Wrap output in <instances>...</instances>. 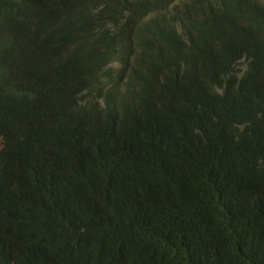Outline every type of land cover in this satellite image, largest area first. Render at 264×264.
Listing matches in <instances>:
<instances>
[{
	"label": "trees",
	"instance_id": "16d2710c",
	"mask_svg": "<svg viewBox=\"0 0 264 264\" xmlns=\"http://www.w3.org/2000/svg\"><path fill=\"white\" fill-rule=\"evenodd\" d=\"M177 1L0 0V264H264V0Z\"/></svg>",
	"mask_w": 264,
	"mask_h": 264
},
{
	"label": "bare ground",
	"instance_id": "6f19581e",
	"mask_svg": "<svg viewBox=\"0 0 264 264\" xmlns=\"http://www.w3.org/2000/svg\"><path fill=\"white\" fill-rule=\"evenodd\" d=\"M242 6V5H241ZM263 6V5H262ZM144 10V9H143ZM206 10V9H205ZM124 13V12H123ZM152 14H154V13H152ZM107 15V14H106ZM122 15V14H121ZM125 17H126V15H125ZM124 18V17H123ZM123 18H122V20H123ZM254 18V17H253ZM146 21V20H145ZM120 22V21H119ZM123 22V21H122ZM172 23H173V21H171ZM119 25V24H118ZM142 26H144V25H142ZM144 27H142V29H143ZM180 28H181V26H180ZM139 29V28H138ZM222 29V28H221ZM182 30V29H181ZM126 32V31H125ZM138 32V31H137ZM136 32V33H137ZM134 35V34H133ZM226 35V34H225ZM137 36V35H136ZM130 40V39H129ZM119 41V38H117V37H115V39H114V42H113V45H117V42ZM128 41V40H127ZM137 41V40H136ZM134 44H135V42H134ZM123 47H125V45H124V42H123ZM127 47V46H126ZM143 48H144V45H140V46H138V48H136L134 51L132 50H130V52L132 53V54H137L138 56H139V54H141V51L143 50ZM125 50H127V52H128V49L126 48ZM112 51L114 52V55L112 56V57H108L109 59L107 60V58H106V60H105V62L104 63H102V64H99V65H97L98 63H93V61L92 62H90V64H92V65H95V66H98L99 68H101L103 71H110L111 73L112 72H114L115 70H117L116 72H119V71H128V67L130 66L129 65V62H130V59L129 58H127L125 55H126V53L123 51V56L121 57L120 55L119 56H115L116 54H118V51H117V48H116V46H114V48L112 49ZM244 58V57H243ZM97 59V58H96ZM139 59V58H138ZM245 59H246V57H245ZM108 62H110V65H107V66H104V64H106V63H108ZM240 63V62H239ZM113 74H120V73H113ZM124 86V85H123ZM126 86V85H125ZM108 88V85H106V86H104V89H101V88H99L100 90H99V92H101V93H104L105 92V90ZM57 176H60V175H57ZM66 181V180H65Z\"/></svg>",
	"mask_w": 264,
	"mask_h": 264
},
{
	"label": "rangeland",
	"instance_id": "374dc122",
	"mask_svg": "<svg viewBox=\"0 0 264 264\" xmlns=\"http://www.w3.org/2000/svg\"><path fill=\"white\" fill-rule=\"evenodd\" d=\"M188 1H190V0H178V4L181 6L183 3L188 2ZM208 1H211L210 5H208V6H206L205 2L200 4V6H201L200 11L201 12H205V11H207L209 6H215L217 4V0H208ZM245 67H246V65L242 61L236 66V70H241V69H244ZM122 88H124L125 90L127 89L125 85Z\"/></svg>",
	"mask_w": 264,
	"mask_h": 264
},
{
	"label": "clouds",
	"instance_id": "9594fccd",
	"mask_svg": "<svg viewBox=\"0 0 264 264\" xmlns=\"http://www.w3.org/2000/svg\"><path fill=\"white\" fill-rule=\"evenodd\" d=\"M177 3H178V1H177Z\"/></svg>",
	"mask_w": 264,
	"mask_h": 264
}]
</instances>
